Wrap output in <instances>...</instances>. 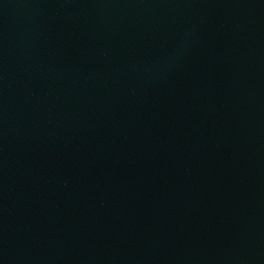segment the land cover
I'll list each match as a JSON object with an SVG mask.
<instances>
[{"label": "water", "instance_id": "95a60500", "mask_svg": "<svg viewBox=\"0 0 264 264\" xmlns=\"http://www.w3.org/2000/svg\"><path fill=\"white\" fill-rule=\"evenodd\" d=\"M0 264H264V0H0Z\"/></svg>", "mask_w": 264, "mask_h": 264}]
</instances>
